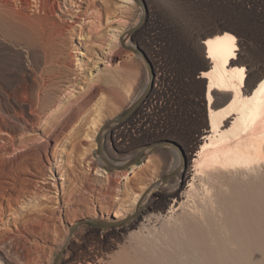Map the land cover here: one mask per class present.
<instances>
[{"label":"rangeland","instance_id":"374dc122","mask_svg":"<svg viewBox=\"0 0 264 264\" xmlns=\"http://www.w3.org/2000/svg\"><path fill=\"white\" fill-rule=\"evenodd\" d=\"M42 1L41 10L32 0H11L9 9L0 4V101L9 111L16 107L13 98L22 99L27 91L29 99L40 101L42 118L28 137L49 131L9 158L51 139V171L33 163L29 193L16 208L33 215L59 203L61 213L49 218L50 227L41 238H29L30 255L18 251L27 242L24 238L4 236L17 251L0 252V262L53 264L65 246L59 264H147L146 250L132 238L139 230L159 235L168 229L165 218L171 215L166 216L169 202H163V193L176 174L156 183L174 171L170 153L176 151L181 162L177 148L185 155L190 138L200 137L202 129L201 43L226 27L224 33L236 38L247 76L264 73V0H140L144 7L135 0ZM113 30L118 39L110 45ZM149 77L151 89L141 104L101 136L103 155L116 165L144 147L166 144L147 151L145 160L132 166H139L135 174L124 181L125 171L108 172L99 159L96 135L140 97ZM217 101L219 107L227 102L222 97ZM92 122L99 127L95 135ZM60 131L64 134L58 135ZM136 207L137 215L122 226L83 225L69 236L70 227L82 220L113 222L132 215ZM2 229L15 231L13 225ZM164 247L179 252L174 244ZM190 260L185 255L183 264ZM161 264L176 263L165 256Z\"/></svg>","mask_w":264,"mask_h":264},{"label":"bare ground","instance_id":"6f19581e","mask_svg":"<svg viewBox=\"0 0 264 264\" xmlns=\"http://www.w3.org/2000/svg\"><path fill=\"white\" fill-rule=\"evenodd\" d=\"M32 2L35 9H42V0ZM0 4L9 9L11 0H1ZM116 32L109 35L110 45L118 39ZM224 32L226 27L201 43L205 62L198 84L203 89L205 115L200 137L190 138L185 155L177 148L182 161L176 151L170 153V166L176 177L163 193V202H169L166 216L171 215L164 217L169 219L168 229L159 234L161 238L149 230H139L132 238L146 250L147 264H161L165 256L183 264L185 255L191 256L190 264H264V73L247 76L246 64L238 58L236 38ZM128 39L129 35H124L123 42ZM151 81L149 77L143 99L151 89ZM21 96L22 99L13 98L16 107L6 112L0 101V252L6 255L17 249L7 245L4 236L24 238L27 245L18 251L30 255L29 238H41L50 227L49 218L61 213L59 203L45 213L33 215L16 208L29 193L26 184L32 179L27 176L33 163L36 161L42 170L51 171L52 152L51 139H47L41 147L9 158L49 133L28 137L42 121L38 115L40 101L29 99L27 91ZM220 97L227 101L222 107L217 101ZM14 125L19 126V132L13 129ZM92 126L95 135L99 127L96 122ZM161 160L163 165L167 164L165 155ZM138 167L119 171H125L121 179L130 180ZM213 189L216 194H212ZM139 197L137 194L133 198L131 207ZM7 225H13L15 231L5 232L2 228ZM171 244L179 252L164 250V246L170 248ZM64 248L60 249L62 254ZM27 262L31 264L30 259Z\"/></svg>","mask_w":264,"mask_h":264},{"label":"water","instance_id":"95a60500","mask_svg":"<svg viewBox=\"0 0 264 264\" xmlns=\"http://www.w3.org/2000/svg\"><path fill=\"white\" fill-rule=\"evenodd\" d=\"M135 1L139 5L144 7L143 2H141L140 0H135ZM148 67H149V70H151L150 65H148ZM149 72H151V71H149ZM143 94H144V91L140 95V97L137 100H135L129 107H127L123 112H121L119 115H117L112 120H110L108 122H105L101 126L98 134L96 135V143H97L96 153H97L99 159L106 166V169H107L108 172L122 171V170L128 169V168H130V167H132L134 165H139L142 162V160H145L147 151H150L151 149H155V148H158L160 146L166 145L165 143H160V144L158 143V144H153V145H151L149 147H144L134 157L128 159L127 161H125V162H123V163H121L119 165H116V164L112 163L111 161H109L103 155V151H102V147H101V136H102L103 131H105V129L110 128L113 124H119V123H122L123 121H125L129 117V115L138 107L139 103L143 99L142 98ZM168 145H169V143H168ZM170 145H172L174 147L176 146L175 144H170ZM173 175H175V172H172V173H170L168 175H165V176L161 177L157 181L156 185L165 182L167 179H169ZM137 211H138V207H136V210H135V212L132 215L127 216L124 219L116 220V221H113V222H103V221H97V220H94V219L82 220V221L78 222L76 225L70 227L69 236L77 228H79L80 226H83V225L91 227V228H99V229L122 226V225L126 224L127 222H129L130 220H132L137 215ZM61 256H62V251L58 252V254L55 257V260H54L53 264H58L59 261H60Z\"/></svg>","mask_w":264,"mask_h":264}]
</instances>
